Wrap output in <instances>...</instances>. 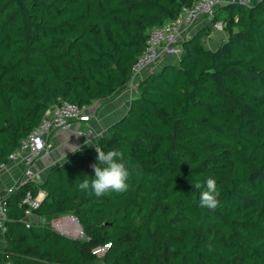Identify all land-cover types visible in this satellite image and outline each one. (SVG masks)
I'll list each match as a JSON object with an SVG mask.
<instances>
[{"label":"trees","instance_id":"trees-1","mask_svg":"<svg viewBox=\"0 0 264 264\" xmlns=\"http://www.w3.org/2000/svg\"><path fill=\"white\" fill-rule=\"evenodd\" d=\"M196 0H0V163L49 108H81L127 86L150 31ZM182 42L177 62L141 78L126 113L97 147L75 151L40 184L25 182L7 205L0 264H264V0L217 6ZM216 22L226 38L210 49ZM96 148L132 165L124 193L96 197ZM215 210L193 185L209 178ZM28 191L45 193L26 224ZM73 216L86 239L55 231Z\"/></svg>","mask_w":264,"mask_h":264},{"label":"built area","instance_id":"built-area-1","mask_svg":"<svg viewBox=\"0 0 264 264\" xmlns=\"http://www.w3.org/2000/svg\"><path fill=\"white\" fill-rule=\"evenodd\" d=\"M235 0H196L190 7H183L178 18L150 31L145 50L137 58L133 66V74L127 87L134 92L141 75L155 67L162 57L173 56L179 58L182 54V42L194 32L195 25L204 17L211 18L214 9L224 3ZM246 3L249 0H242ZM213 30L224 33V23L216 22ZM87 107L81 108L75 104L63 101L59 106L46 110L40 124L22 140L20 147L9 157L8 162L0 163V177L10 167L15 166L21 171V177L7 187V194H11L15 188L25 182L42 181L37 177L35 165L38 159L51 147L50 137L61 131H71L76 139L91 143L95 137V131L90 124L91 115L86 112ZM45 198L44 192L33 195L28 191L23 197L20 206L24 208L23 221L30 224L34 220L37 210ZM7 205L0 201V249L5 240L7 231ZM77 224L78 228L75 227ZM52 228L64 235L76 239H86L81 226L73 216L54 220ZM79 229V230H76ZM111 245H99L92 248L91 253L101 264L105 262Z\"/></svg>","mask_w":264,"mask_h":264},{"label":"crops","instance_id":"crops-1","mask_svg":"<svg viewBox=\"0 0 264 264\" xmlns=\"http://www.w3.org/2000/svg\"><path fill=\"white\" fill-rule=\"evenodd\" d=\"M206 20H200L194 27V32L206 27ZM209 41H205V44L210 49L216 50L222 41L226 38V34L212 31V33L205 37ZM204 38V39H205ZM178 59L173 56H164L156 65V69L161 68L165 64L175 63ZM154 68V67H153ZM145 71L141 77L143 78L149 72L154 69ZM155 69V70H156ZM134 92L130 91L127 86H124L121 90L116 92L112 97L95 101L90 107L86 109V112L91 115L90 124L95 131L94 140L91 143H85L81 139H76L71 131H61L52 135L49 139L51 147L38 159L35 165V171L37 177L44 181L48 174L69 158L75 151L88 147H97L98 139L106 135L109 127L118 119H120L128 109L129 100ZM21 171L18 167L10 166L0 177V199L6 197L7 187L21 177ZM37 220L35 215L32 218ZM6 245V240L2 247ZM1 247V248H2Z\"/></svg>","mask_w":264,"mask_h":264},{"label":"clouds","instance_id":"clouds-1","mask_svg":"<svg viewBox=\"0 0 264 264\" xmlns=\"http://www.w3.org/2000/svg\"><path fill=\"white\" fill-rule=\"evenodd\" d=\"M96 153L98 163L90 165L95 174L93 179L89 182L85 178L79 183L78 188L87 191L89 195L94 194L96 197H102L112 192L118 194L126 192L129 188L127 181L130 176L129 169L132 165L129 161H126L124 152L119 149L105 152L96 148ZM193 187L201 190L199 195V206L201 208L215 210L219 206L218 197L220 192L214 178L209 177L204 184L196 182Z\"/></svg>","mask_w":264,"mask_h":264},{"label":"rangeland","instance_id":"rangeland-1","mask_svg":"<svg viewBox=\"0 0 264 264\" xmlns=\"http://www.w3.org/2000/svg\"><path fill=\"white\" fill-rule=\"evenodd\" d=\"M222 34H224V33H222ZM204 40H205L206 42L209 41L208 38H205ZM156 67H157V66H155L154 68L152 67V68L155 70ZM152 68H151V69H152ZM132 90H133V91H137V87H135L134 89L132 88ZM134 93H135V92H134ZM78 224H79V223H78ZM75 227L78 228L77 224H75ZM55 230H57V229L55 228ZM76 230H79V229H76Z\"/></svg>","mask_w":264,"mask_h":264}]
</instances>
